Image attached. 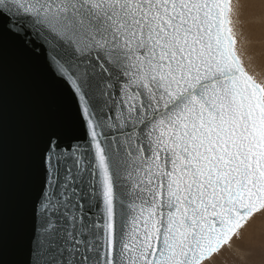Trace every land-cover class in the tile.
Returning a JSON list of instances; mask_svg holds the SVG:
<instances>
[{"label":"snow or ice","instance_id":"snow-or-ice-1","mask_svg":"<svg viewBox=\"0 0 264 264\" xmlns=\"http://www.w3.org/2000/svg\"><path fill=\"white\" fill-rule=\"evenodd\" d=\"M246 8L0 0V264H264Z\"/></svg>","mask_w":264,"mask_h":264},{"label":"rangeland","instance_id":"rangeland-1","mask_svg":"<svg viewBox=\"0 0 264 264\" xmlns=\"http://www.w3.org/2000/svg\"><path fill=\"white\" fill-rule=\"evenodd\" d=\"M247 5L244 16L243 31L247 37L246 62L251 71L264 75V0H241ZM251 242L259 250L264 246V221L257 219L249 233H246L244 247ZM212 264H245L244 259L225 249L215 255ZM254 264H261V258L255 257Z\"/></svg>","mask_w":264,"mask_h":264},{"label":"water","instance_id":"water-1","mask_svg":"<svg viewBox=\"0 0 264 264\" xmlns=\"http://www.w3.org/2000/svg\"><path fill=\"white\" fill-rule=\"evenodd\" d=\"M27 103V100L23 96H17L11 101V105L18 115L23 114L24 110L27 107Z\"/></svg>","mask_w":264,"mask_h":264}]
</instances>
